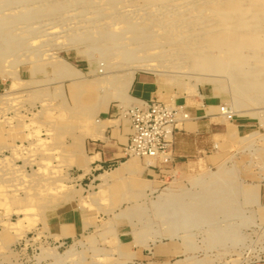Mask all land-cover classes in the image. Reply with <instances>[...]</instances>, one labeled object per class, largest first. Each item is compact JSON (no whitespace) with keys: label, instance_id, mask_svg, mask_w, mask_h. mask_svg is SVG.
I'll return each instance as SVG.
<instances>
[{"label":"rangeland","instance_id":"obj_1","mask_svg":"<svg viewBox=\"0 0 264 264\" xmlns=\"http://www.w3.org/2000/svg\"><path fill=\"white\" fill-rule=\"evenodd\" d=\"M150 45L181 73L139 68ZM132 66L131 84L145 79L188 118L168 160L131 156L138 169L105 185L130 157L93 179L75 134L117 100L132 106L130 88L116 94ZM184 132L195 150L173 152ZM179 210L211 212L196 236L214 264H264V0H0V264L121 263L131 237L172 235L180 219L164 216Z\"/></svg>","mask_w":264,"mask_h":264},{"label":"crops","instance_id":"obj_2","mask_svg":"<svg viewBox=\"0 0 264 264\" xmlns=\"http://www.w3.org/2000/svg\"><path fill=\"white\" fill-rule=\"evenodd\" d=\"M80 79H76V81ZM128 94L133 99L130 105H134L138 101H151L157 98V90H154L152 84L143 78H136L132 82ZM116 102L118 103L112 106L111 104L107 105L100 114H97V118H99L100 115H104L105 119H99V121H97V119L95 121V126H93L88 133L84 134V132L78 131L75 134V139L78 141V144L82 145L79 154L83 157L86 156V158L92 159L86 162V167L89 170V176L93 177V179L97 172H106V170H110L109 168L114 166V163L120 161L126 155L130 126L128 121L121 117L119 112L120 102L118 100ZM113 103H115V101ZM186 124L187 123L182 125L183 131H186ZM187 133L188 132H184L174 136L173 152L195 150L194 144L197 142L198 136ZM77 182L80 181L77 180ZM97 185L96 182H89L88 189L92 191L97 188ZM80 186L81 183L77 184V188H80ZM81 195H83V191H81ZM181 201L185 202V200ZM187 211H177L173 215L175 216L174 218L180 220L177 222L178 224L175 232H173L172 235H168V237L162 236L163 234L161 233V235L156 234L155 236H149V238L146 237L142 242H138L131 237L126 243L125 260L115 264H214L212 251L217 250V248H213L205 239L203 241L197 239L196 235L205 234V228L203 227L206 225L204 223L203 227L197 226L194 221L195 218H210L211 212ZM78 218L79 216L77 215V222L71 231V233L76 236H79L83 230ZM181 220L187 223L181 224ZM188 225L189 227H187ZM144 242L145 244L147 243L146 246ZM214 259H218L216 260L220 262H217L218 264H225L221 262V255L219 258H215L214 256Z\"/></svg>","mask_w":264,"mask_h":264},{"label":"built area","instance_id":"obj_3","mask_svg":"<svg viewBox=\"0 0 264 264\" xmlns=\"http://www.w3.org/2000/svg\"><path fill=\"white\" fill-rule=\"evenodd\" d=\"M119 109L130 126L126 154L138 159L167 156L173 130L188 118L181 107L169 108L156 100L138 101L131 107Z\"/></svg>","mask_w":264,"mask_h":264},{"label":"bare ground","instance_id":"obj_4","mask_svg":"<svg viewBox=\"0 0 264 264\" xmlns=\"http://www.w3.org/2000/svg\"><path fill=\"white\" fill-rule=\"evenodd\" d=\"M253 1H255V0H253ZM257 1V0H256ZM253 3V2H252ZM252 3H250V4H252ZM260 4V3H259ZM261 5V4H260ZM232 8H234V7H232ZM263 8V7H262ZM241 9V8H240ZM242 9H244V8H242ZM254 9V8H253ZM161 23V22H160ZM159 23V24H160ZM176 23V22H175ZM165 24V23H164ZM177 25V24H176ZM165 26V25H164ZM174 25H172V26H170V27H173ZM162 28V27H161ZM158 30V29H157ZM182 31H185V30H182ZM154 33H156V31H154ZM160 33V32H159ZM158 33V34H159ZM184 34V33H183ZM154 35H156V34H154ZM160 35V34H159ZM172 35V34H171ZM175 35V34H174ZM173 35V36H174ZM153 36V35H152ZM157 36V35H156ZM156 36H154V37H156ZM180 36V35H179ZM175 37H177V36H175ZM185 37V36H184ZM188 37V36H187ZM178 38V37H177ZM181 40H182V36H181V38H180ZM179 39V40H180ZM184 39V38H183ZM178 40V39H177ZM187 40H188V42H189V39L187 38ZM187 40H182V41H187ZM181 41V42H182ZM188 42H186V43H188ZM174 43V42H173ZM177 43V42H176ZM185 43V44H186ZM184 44V43H183ZM173 45V44H172ZM151 46V45H150ZM177 46V45H176ZM223 46V45H222ZM221 47V46H220ZM219 47V48H220ZM161 48V46L160 45H153V46H151V47H149L148 49H150V51H152L151 53H150V57L144 62V61H142V62H140V63H142L141 65H139L138 67L139 68H145V69H147V70H151V71H155L156 73H171V74H176V73H181V72H179V71H175V68L172 70V69H170V68H168V67H164L163 66V64H161L160 62H159V64L157 63V62H155V60L156 61H158L157 59H158V57H161V58H164V56L163 55H165L167 52H163V50L162 49H160ZM227 48V47H226ZM226 48H225V51L223 52L221 49L222 48H220V50L224 53V54H226L227 55V52H226ZM154 49H157L158 51H153ZM201 49V48H200ZM205 49V48H204ZM180 50V49H179ZM182 50V49H181ZM224 50V49H223ZM201 51H203V48L201 49ZM222 52H220V53H222ZM165 53V54H164ZM233 53V52H232ZM152 54H154V55H152ZM189 57H190V55H189ZM203 57V56H202ZM209 57V56H208ZM224 57V56H223ZM153 59H155V60H153ZM150 60H152V61H154V62H152V61H150ZM215 60V59H214ZM221 60H222V58H221ZM124 61H126V60H124ZM164 61V60H163ZM144 62V63H143ZM205 62V61H204ZM220 62V61H219ZM263 62V61H262ZM125 63V62H124ZM200 63V62H199ZM199 63H198V65L197 66H201V65H199ZM214 63V62H213ZM212 63V64H213ZM217 63H218V61H217ZM216 63V68H218V66H221V65H219V63L217 64ZM223 63V62H222ZM221 62H220V64H222ZM172 64V63H171ZM197 64V63H196ZM206 64V63H205ZM210 64L211 63H207L206 65H204L203 67H204V72L205 73H208V72H215L216 73V71H213L214 69H213V65L211 64V66H210ZM165 65H167V64H165ZM209 65V66H208ZM225 65V64H224ZM205 66L207 67L206 69H205ZM138 67H128V71H130L129 73H130V77L127 79H120L121 80V83H120V86L118 85L117 87H118V90H117V93L116 94H122L123 92L126 94V91L128 90V88H130L129 86H130V84H131V79H132V75H133V73H134V71L138 68ZM203 67H200L201 69H203ZM158 68H162L163 70H158ZM198 69H199V67H197ZM221 68H222V66H221ZM125 69V68H124ZM167 69H170V70H167ZM219 69H220V67H219ZM187 70V69H186ZM222 70V69H221ZM188 71H190V70H188ZM218 71H220V70H218ZM111 72V71H110ZM152 73V72H151ZM184 73V72H183ZM186 73H190V72H186ZM214 73V74H215ZM220 73H225L224 71H220ZM129 75V74H128ZM184 75V74H183ZM207 75V74H206ZM218 75H222V74H219L218 73ZM76 76H79V75H76ZM225 76V75H224ZM182 77V76H181ZM184 77V76H183ZM211 77V76H210ZM115 80V79H114ZM217 81V80H216ZM105 83V82H104ZM174 83V82H173ZM109 84V83H108ZM115 84V83H114ZM232 85V84H231ZM234 86V85H233ZM225 87V86H224ZM227 87V86H226ZM232 87V86H231ZM106 93V92H105ZM108 94H109V92H108ZM120 95H116L117 97L116 98H119V99H121V97H118V96H120ZM124 95V94H123ZM122 96V95H121ZM124 97H126V95H124ZM129 100V99H128ZM112 101V100H111ZM133 101V100H132ZM128 104V103H127ZM127 106V105H126ZM253 109V108H252ZM230 112L229 113H227V114H225V112L223 111L222 113H220V115L222 116V117H225V118H229L230 116H228L229 114H235L236 113V111H234L233 110V108L231 107L230 108ZM92 117V116H91ZM134 157V156H133ZM136 158V157H135ZM166 160H168L167 158H163L162 159V161L163 162H165ZM125 166H135L136 167V169H138V167H137V165L135 164V162H134V159L133 158H129L125 163H122V164H120L117 168H115V169H113L109 174H103L102 175V180H103V182H104V184L106 185V184H108V183H110V182H113V181H116V180H118V179H121V178H124L125 176H127V169L125 168ZM204 172H205V170H204ZM201 173V172H200ZM186 174V173H185ZM198 174V173H197ZM199 175V174H198ZM188 176V175H187ZM175 183H178V182H175ZM187 183V182H186ZM188 184V183H187ZM177 185V184H176ZM169 186H171V185H169ZM174 186V185H173ZM195 186V185H194ZM240 187V186H239ZM172 188V187H171ZM174 190H177V188L176 189H174ZM168 190H166V192H167ZM190 191V190H189ZM165 194V193H164ZM168 194H173V192L172 191H170ZM174 194H176V193H174ZM177 195V194H176ZM165 196H167V195H165ZM170 197H172V196H170ZM176 197V196H175ZM166 198V197H165ZM168 198V197H167ZM174 198V197H173ZM216 199V198H215ZM165 200V199H164ZM173 200V199H172ZM214 200V199H213ZM171 201V200H170ZM169 201V202H170ZM176 202V201H175ZM198 202V201H197ZM200 202V201H199ZM198 202V203H199ZM201 202L203 203V202H205V200H202L201 199ZM211 202V201H210ZM215 202H219L218 200L217 201H215ZM173 203V202H172ZM170 204V203H169ZM209 206V205H208ZM203 208L205 207V205H203L202 206ZM183 208V207H182ZM181 208V209H182ZM166 211H172V206H167L166 208H164ZM180 211V210H179ZM158 212H160V211H158ZM176 212V211H175ZM180 212H182V211H180ZM188 212V211H187ZM184 213V212H183ZM182 213V214H183ZM173 214V213H172ZM193 214V213H192ZM137 215V214H136ZM194 215H196V214H194ZM131 216H132V214H131ZM162 216V215H161ZM183 216V215H182ZM163 217V216H162ZM164 217H166V218H174L175 216H171V215H165ZM148 219V218H147ZM197 219H199V218H195V220H197ZM217 219H219L216 223H214L216 226H221V221H220V216H217ZM228 219V218H227ZM230 219V218H229ZM234 219V218H233ZM167 220V219H166ZM174 221H175V219H173ZM177 220H179V219H177ZM194 220V219H193ZM194 220V221H195ZM202 220V219H201ZM173 221V222H174ZM183 222V221H182ZM181 222V223H182ZM221 222V223H220ZM148 223V222H147ZM177 223V222H176ZM187 223V222H186ZM195 225H199V224H197V223H200L201 225H204V221L202 222V221H199V220H197V221H195ZM175 224V223H174ZM236 224V223H235ZM166 225V224H165ZM171 226V225H170ZM173 226V225H172ZM193 226H194V224H193ZM144 227V226H143ZM187 227H189V225L187 226ZM191 227H192V223H191ZM190 227V228H191ZM202 227V226H201ZM160 228V227H159ZM161 228H162V226H161ZM196 228V227H195ZM137 229V228H136ZM136 229H134L135 231H136ZM187 229H189V228H187ZM186 229V230H187ZM193 229V228H192ZM190 230V229H189ZM136 232H138V231H136ZM151 231H149V233H150ZM158 232V231H157ZM175 232V231H174ZM183 232H184V230H183ZM186 232V231H185ZM218 232H220V231H218ZM218 232H217V234H218ZM140 233V232H139ZM158 233H160V232H158ZM223 233V232H222ZM153 234V233H152ZM155 234V233H154ZM139 235V234H138ZM160 235V234H159ZM219 235V234H218ZM172 237V236H171ZM170 238V237H169ZM137 239V238H136ZM167 239V238H166ZM143 241V240H142ZM153 241V240H152ZM144 244H145V242H144ZM147 245V243L145 244V246ZM192 263V262H191ZM190 264V263H189ZM193 264V263H192Z\"/></svg>","mask_w":264,"mask_h":264}]
</instances>
